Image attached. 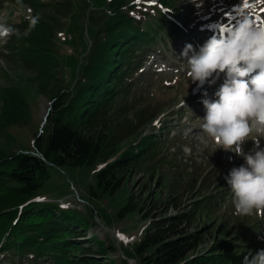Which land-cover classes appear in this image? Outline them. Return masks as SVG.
Wrapping results in <instances>:
<instances>
[{"label": "rangeland", "instance_id": "rangeland-1", "mask_svg": "<svg viewBox=\"0 0 264 264\" xmlns=\"http://www.w3.org/2000/svg\"><path fill=\"white\" fill-rule=\"evenodd\" d=\"M42 1L54 5L62 0ZM68 1L72 10L59 16L61 25L54 35L59 65L51 72L26 68L7 51L8 47L0 45L1 151H33L34 135L42 133L51 101L78 81L95 33L106 19L103 13L110 16L115 11L108 7L109 0ZM133 1L138 12H148L144 24H151L158 39L137 53L134 70L126 79V92L109 103L102 123L95 128L103 145L101 164L144 146L147 140L155 143L118 173L123 182L114 196H95L90 192L96 184L95 169L66 166L50 168L38 199L60 204L76 219L88 223L89 228L80 232L77 242L96 238L112 246L106 258H99L105 264H139L132 249L149 226L155 220L168 221L184 213L189 217L179 228L200 237L188 258L222 253V248H229V253L240 255L243 261L250 251L255 254L264 249V239H258L264 238V213H235L233 193L224 177L245 161L233 152L217 148V143L201 128L206 113L201 103L204 93L208 99H216L214 93L224 74L218 78L214 74L210 79H215V83L193 82L187 75V60L180 55L186 44L198 52L209 37L228 31L235 24L234 6L240 0H203L200 8L188 0H166L165 6L159 0H125L126 12ZM28 10L29 6L22 5L21 0H0V14L7 13L8 25L28 19ZM89 10L97 11L96 17L102 20L90 23L86 16ZM169 12L182 18V37L163 35L158 21ZM255 19L264 25V6L257 9ZM9 90L13 97L10 103H4L2 95ZM259 147L264 148V138ZM243 148L245 152L258 150L253 141H247ZM216 197L212 207H199ZM127 203L134 206V211L118 217ZM90 248L95 249V245ZM11 257L0 251V264H51L47 260L35 261L30 253Z\"/></svg>", "mask_w": 264, "mask_h": 264}, {"label": "trees", "instance_id": "trees-1", "mask_svg": "<svg viewBox=\"0 0 264 264\" xmlns=\"http://www.w3.org/2000/svg\"><path fill=\"white\" fill-rule=\"evenodd\" d=\"M21 3L29 6L31 16H39L38 23L31 28L29 19L25 18L10 23L21 35H12L0 45L8 47L7 51L26 68L49 73L59 65L54 42L55 31L61 25L59 16L68 15L72 7L68 0L54 5L42 0H21ZM159 3L168 4L166 0ZM125 4V0H109L108 7L115 11L110 16L105 11L104 22L102 17L99 20L96 17L97 11L89 10L86 14L93 25L98 21L103 24L95 33L78 81L72 89L58 92L51 101L42 133L34 135L33 151L0 150V251L9 253L11 258L30 253L35 261L47 260L51 264H105L99 262V258H106L112 249L96 238L77 242L82 235L80 232L89 228L88 223L76 219L64 206L38 198L49 178L50 168L66 166L95 169L96 184L90 192L95 196H114L123 182L118 173L135 163L141 153L155 143L153 139L147 140L144 146L101 164L103 145L95 128L102 123L109 103L126 92V79L134 70L137 53L145 51L158 39L151 24H144L148 12L134 9V1L126 12ZM176 17L178 14L169 12L158 21L167 38L182 37L183 30L179 27L182 18ZM25 31L27 35H23ZM2 96L4 103H10L13 92L9 90ZM217 198L199 207L210 208ZM134 209L127 203L117 216L122 217ZM188 217L184 213L168 221L155 220L133 246L132 256L139 264H242L241 256L229 253L232 252L229 248H222V253L188 258V253L200 241L198 233L187 234L179 228ZM91 245H95V249L90 248Z\"/></svg>", "mask_w": 264, "mask_h": 264}, {"label": "clouds", "instance_id": "clouds-1", "mask_svg": "<svg viewBox=\"0 0 264 264\" xmlns=\"http://www.w3.org/2000/svg\"><path fill=\"white\" fill-rule=\"evenodd\" d=\"M188 2L200 8L203 0ZM261 6L264 0H240L234 6L235 24L228 31L209 37L198 52L186 44L180 54L187 60V75L193 82L215 83L210 78L224 74L214 93L216 99L210 100L204 93L201 103L206 113L201 128L217 143V148L233 152L245 161L224 177L233 193L235 213L240 216L264 213V148L259 147L264 138V25L255 19ZM28 19L30 28L35 27L39 16L29 15ZM12 35L21 33L7 24V13L0 14V41L6 43ZM254 71L256 74L248 79ZM247 141H253L258 150L245 152L243 145ZM242 264H264V249L255 254L250 251Z\"/></svg>", "mask_w": 264, "mask_h": 264}, {"label": "bare ground", "instance_id": "bare-ground-1", "mask_svg": "<svg viewBox=\"0 0 264 264\" xmlns=\"http://www.w3.org/2000/svg\"><path fill=\"white\" fill-rule=\"evenodd\" d=\"M256 71H258V69ZM256 71H254L253 73H251L250 76L247 77V78L250 79L252 75H255L256 74Z\"/></svg>", "mask_w": 264, "mask_h": 264}]
</instances>
